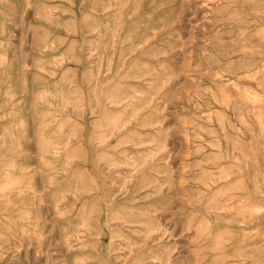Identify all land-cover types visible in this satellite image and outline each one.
Listing matches in <instances>:
<instances>
[{
	"label": "rangeland",
	"instance_id": "obj_1",
	"mask_svg": "<svg viewBox=\"0 0 264 264\" xmlns=\"http://www.w3.org/2000/svg\"><path fill=\"white\" fill-rule=\"evenodd\" d=\"M0 264H264V0H0Z\"/></svg>",
	"mask_w": 264,
	"mask_h": 264
}]
</instances>
